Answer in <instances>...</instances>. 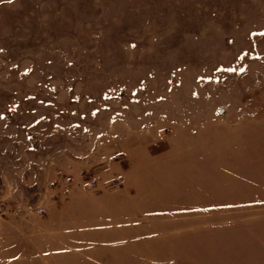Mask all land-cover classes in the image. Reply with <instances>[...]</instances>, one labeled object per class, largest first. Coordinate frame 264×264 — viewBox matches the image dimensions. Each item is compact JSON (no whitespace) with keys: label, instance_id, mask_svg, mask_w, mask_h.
Wrapping results in <instances>:
<instances>
[{"label":"rangeland","instance_id":"374dc122","mask_svg":"<svg viewBox=\"0 0 264 264\" xmlns=\"http://www.w3.org/2000/svg\"><path fill=\"white\" fill-rule=\"evenodd\" d=\"M0 264H264V0H0Z\"/></svg>","mask_w":264,"mask_h":264},{"label":"built area","instance_id":"2783aa9c","mask_svg":"<svg viewBox=\"0 0 264 264\" xmlns=\"http://www.w3.org/2000/svg\"><path fill=\"white\" fill-rule=\"evenodd\" d=\"M67 181L65 182L66 184V191H64V194L65 193H69L70 191V188H71V179H66ZM87 186L90 187V188H94L96 186V181L93 180V181H90L87 183ZM54 196V195H53ZM57 195H55L54 197H56ZM27 210L30 212V213H34L36 215H43L45 213V208L41 205V206H35V205H28L27 206Z\"/></svg>","mask_w":264,"mask_h":264},{"label":"water","instance_id":"95a60500","mask_svg":"<svg viewBox=\"0 0 264 264\" xmlns=\"http://www.w3.org/2000/svg\"><path fill=\"white\" fill-rule=\"evenodd\" d=\"M221 112H223V109H221Z\"/></svg>","mask_w":264,"mask_h":264}]
</instances>
